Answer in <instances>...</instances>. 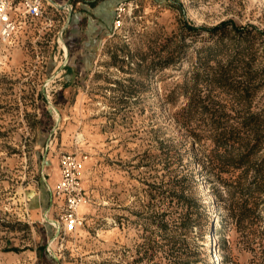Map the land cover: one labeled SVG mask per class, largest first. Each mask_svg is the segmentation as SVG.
<instances>
[{
  "label": "rangeland",
  "instance_id": "obj_1",
  "mask_svg": "<svg viewBox=\"0 0 264 264\" xmlns=\"http://www.w3.org/2000/svg\"><path fill=\"white\" fill-rule=\"evenodd\" d=\"M79 1L0 52V264H264V0ZM68 155L82 222L52 244Z\"/></svg>",
  "mask_w": 264,
  "mask_h": 264
},
{
  "label": "built area",
  "instance_id": "obj_2",
  "mask_svg": "<svg viewBox=\"0 0 264 264\" xmlns=\"http://www.w3.org/2000/svg\"><path fill=\"white\" fill-rule=\"evenodd\" d=\"M54 5L50 0H0V52L12 43V40L22 23L28 18H41L47 11V5ZM65 9L73 10V5L67 3ZM64 30V29H63ZM60 37L63 38L64 31ZM62 179L51 189L55 196V204L61 212L56 217H50L49 210L44 213L45 219L55 228V238L58 234L73 231L81 224L82 218L78 213L79 205L85 201V190L81 184V160L74 155L63 156ZM61 200V203L58 201ZM51 244V246H52Z\"/></svg>",
  "mask_w": 264,
  "mask_h": 264
},
{
  "label": "crops",
  "instance_id": "obj_3",
  "mask_svg": "<svg viewBox=\"0 0 264 264\" xmlns=\"http://www.w3.org/2000/svg\"><path fill=\"white\" fill-rule=\"evenodd\" d=\"M54 1H56V2H66V3H70V1L71 0H54ZM86 1V3L88 2V3H91V2H95L94 0H85ZM84 1V2H85ZM117 0H108V2H110V3H115ZM81 3V1H79V0H76V4L77 5H79ZM83 4V6L81 7V9H83L84 11L86 10L87 11V8H86V5L87 4ZM88 6H89V4H88ZM93 14V12L91 11L90 12V14H88V15H86L85 14V12H82V11H77L76 9H75V11L73 12V16H74V24H73V28L72 29H69V31H68V35H69V42H70V44L73 46V44H74V41L75 42H77L78 41V39L76 38V37H78V35H76L77 34V30H81V26H82V24L83 23H81L80 22V19H82L83 18V16H87V19H86V25L85 26H87V27H92V24H91V22H90V19H92L93 18V16H91ZM80 28V29H79ZM83 30V29H82ZM92 31H93V29L92 28H90V30H88V33H87V31L85 30L84 31V34H85V36H84V39H79V42L78 43H81V44H90V43H93V42H96V38L95 37H93L92 36ZM87 33V34H86ZM75 35H76V37H75ZM74 40V41H73ZM82 40V41H81ZM80 44V45H81ZM88 54V53H87ZM59 180L60 179H58V180H54V183L52 184V186L50 185H48V190H49V198H48V201H49V207L50 206H52L53 205V202H54V195L52 194V192H51V189L52 188H54V187H56V185L58 184V182H59ZM45 204V203H44ZM43 204V205H44ZM49 209V208H48ZM50 209H52V207L50 208ZM54 210V209H53Z\"/></svg>",
  "mask_w": 264,
  "mask_h": 264
},
{
  "label": "water",
  "instance_id": "obj_4",
  "mask_svg": "<svg viewBox=\"0 0 264 264\" xmlns=\"http://www.w3.org/2000/svg\"><path fill=\"white\" fill-rule=\"evenodd\" d=\"M53 4H55L56 6H58V7H60V8H65L66 7V5H68L67 3L66 4H59V3H57L56 1H54V0H50ZM71 13V12H70ZM68 20H70V18L68 19ZM66 26H67V24H66ZM66 26L64 27V29L66 28ZM49 103H50V105H52V103L49 101Z\"/></svg>",
  "mask_w": 264,
  "mask_h": 264
},
{
  "label": "trees",
  "instance_id": "obj_5",
  "mask_svg": "<svg viewBox=\"0 0 264 264\" xmlns=\"http://www.w3.org/2000/svg\"><path fill=\"white\" fill-rule=\"evenodd\" d=\"M231 139H232V136H229V137H226V138H225V140H226L225 142H222V144L225 143V145H226V146H224V147H226L225 150H227V145L231 144ZM220 145H221V144H220ZM231 145H232V144H231ZM249 152H250V151H249ZM247 153H248V152H247ZM240 161H242V159H240L239 162H240Z\"/></svg>",
  "mask_w": 264,
  "mask_h": 264
},
{
  "label": "bare ground",
  "instance_id": "obj_6",
  "mask_svg": "<svg viewBox=\"0 0 264 264\" xmlns=\"http://www.w3.org/2000/svg\"><path fill=\"white\" fill-rule=\"evenodd\" d=\"M64 56H65L66 58L68 57V51L65 50V54H64ZM82 203H83V201L80 203L79 208H80V206L82 205ZM79 208H78V209H79Z\"/></svg>",
  "mask_w": 264,
  "mask_h": 264
}]
</instances>
